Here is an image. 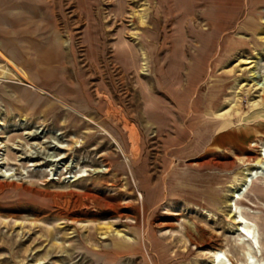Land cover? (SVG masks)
I'll use <instances>...</instances> for the list:
<instances>
[{"label":"rangeland","instance_id":"374dc122","mask_svg":"<svg viewBox=\"0 0 264 264\" xmlns=\"http://www.w3.org/2000/svg\"><path fill=\"white\" fill-rule=\"evenodd\" d=\"M236 1L0 0V264L245 260L264 0ZM236 202L264 264V177Z\"/></svg>","mask_w":264,"mask_h":264},{"label":"bare ground","instance_id":"6f19581e","mask_svg":"<svg viewBox=\"0 0 264 264\" xmlns=\"http://www.w3.org/2000/svg\"><path fill=\"white\" fill-rule=\"evenodd\" d=\"M247 1H248V5L253 9L252 12H254V8L256 4L261 2V0H247ZM237 3L238 1L235 0L233 4L234 8L239 6V4ZM255 34L256 33L254 32V35ZM240 62L251 64L249 68L256 66V63L253 64L255 61L248 59V58L246 59L241 58ZM252 75H253L252 79H250L246 83L245 82L242 83L241 87H239V92L244 93V94H250L253 90L256 92H259L258 96L260 98L252 101V104L256 105L260 102V99L264 98V76H261L260 77L261 80H258L259 78L257 77L259 75H257L256 72H253ZM240 109H241V97L239 96L237 101H234V102L230 101L229 106H226L220 109L217 115L224 117V116H227L231 110L239 111ZM245 174L246 176L244 177V180L241 182V185L239 188H236L235 187L236 185H233L234 186L233 188L234 189L233 190L234 203H232L233 201L232 200L229 204L231 206V211L229 215L233 217L232 222L237 227V230L242 234L243 237H247L249 241V243L247 244L249 247V251L246 254L245 260L241 262L240 264H260L259 259L256 258V256L253 255L251 252V250L255 248L254 243L258 244V239H257L255 230H254V224L241 211H239L241 207L238 206L236 201L237 199H240V197L248 191L253 179L258 178L260 176L264 177V144H263L262 153L259 158V164L255 166L254 168H251L250 170H248ZM233 205L235 207V210L232 209ZM237 213L239 214L236 215ZM207 264H234V263L226 256L225 251L217 248L211 252L210 260Z\"/></svg>","mask_w":264,"mask_h":264}]
</instances>
